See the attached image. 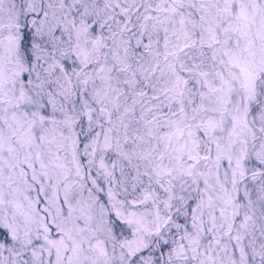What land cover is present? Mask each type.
<instances>
[{"label": "snow or ice", "instance_id": "obj_1", "mask_svg": "<svg viewBox=\"0 0 264 264\" xmlns=\"http://www.w3.org/2000/svg\"><path fill=\"white\" fill-rule=\"evenodd\" d=\"M0 264H264V0H0Z\"/></svg>", "mask_w": 264, "mask_h": 264}]
</instances>
